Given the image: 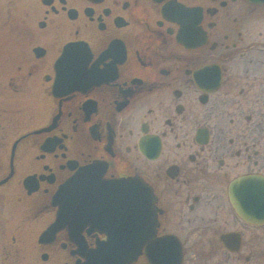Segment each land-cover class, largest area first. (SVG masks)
<instances>
[{"label": "flooded vegetation", "instance_id": "1", "mask_svg": "<svg viewBox=\"0 0 264 264\" xmlns=\"http://www.w3.org/2000/svg\"><path fill=\"white\" fill-rule=\"evenodd\" d=\"M129 242L120 264L262 257L264 5L0 0V264Z\"/></svg>", "mask_w": 264, "mask_h": 264}, {"label": "rangeland", "instance_id": "2", "mask_svg": "<svg viewBox=\"0 0 264 264\" xmlns=\"http://www.w3.org/2000/svg\"><path fill=\"white\" fill-rule=\"evenodd\" d=\"M253 15L257 19L256 24H257V27H258V23L260 21V10L259 9L256 10ZM261 252L263 253L262 257H260L259 260H252L251 264H264V245L261 246Z\"/></svg>", "mask_w": 264, "mask_h": 264}, {"label": "water", "instance_id": "3", "mask_svg": "<svg viewBox=\"0 0 264 264\" xmlns=\"http://www.w3.org/2000/svg\"><path fill=\"white\" fill-rule=\"evenodd\" d=\"M251 1L256 3H264V0H251Z\"/></svg>", "mask_w": 264, "mask_h": 264}]
</instances>
